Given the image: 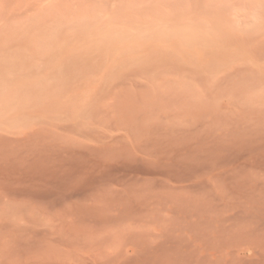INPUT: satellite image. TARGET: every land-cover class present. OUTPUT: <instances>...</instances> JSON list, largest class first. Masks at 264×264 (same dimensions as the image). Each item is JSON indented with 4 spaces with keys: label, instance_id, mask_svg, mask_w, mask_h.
<instances>
[{
    "label": "rangeland",
    "instance_id": "obj_1",
    "mask_svg": "<svg viewBox=\"0 0 264 264\" xmlns=\"http://www.w3.org/2000/svg\"><path fill=\"white\" fill-rule=\"evenodd\" d=\"M0 264H264V0H0Z\"/></svg>",
    "mask_w": 264,
    "mask_h": 264
}]
</instances>
